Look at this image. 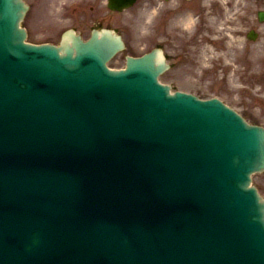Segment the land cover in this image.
Listing matches in <instances>:
<instances>
[{"label": "water", "instance_id": "1", "mask_svg": "<svg viewBox=\"0 0 264 264\" xmlns=\"http://www.w3.org/2000/svg\"><path fill=\"white\" fill-rule=\"evenodd\" d=\"M26 7L0 0V264H264V128L171 94L156 49L108 68L109 30L25 42Z\"/></svg>", "mask_w": 264, "mask_h": 264}, {"label": "rangeland", "instance_id": "2", "mask_svg": "<svg viewBox=\"0 0 264 264\" xmlns=\"http://www.w3.org/2000/svg\"><path fill=\"white\" fill-rule=\"evenodd\" d=\"M25 1L30 4L22 21L27 29V41L58 43L62 31L70 26H76L82 37L87 38L92 27L108 26L116 28L126 44L125 49L108 62L111 67H123L126 55H140L160 43L171 64L160 79L170 84L172 90L191 92L200 97L218 96L239 109L238 101L250 89L253 99L264 94L260 92L264 89V54L260 51L258 59L250 61L251 71H248L245 59L238 60L234 53L240 40L236 34H243L249 19L255 17L258 9H264V0H210L204 6V12L211 14L214 23L201 16L203 9L198 8L196 0H171L169 3L171 8L189 11L188 20L184 17L186 12L155 15L156 12L151 11L154 0H139L124 12H90L89 6L85 12H62L59 0ZM217 13L224 19L217 18ZM172 16L175 22L168 24ZM157 21H160L159 25ZM221 21L225 29L218 23ZM203 27L205 31L200 30ZM225 33H231L233 40L229 37L226 41ZM258 99L252 101L256 113L262 111L259 108L264 105ZM258 118L264 122L261 116ZM254 183L264 195V172L256 174Z\"/></svg>", "mask_w": 264, "mask_h": 264}, {"label": "flooded vegetation", "instance_id": "3", "mask_svg": "<svg viewBox=\"0 0 264 264\" xmlns=\"http://www.w3.org/2000/svg\"><path fill=\"white\" fill-rule=\"evenodd\" d=\"M49 0H44V2ZM154 12H186L184 9L171 8L169 5L171 0H154ZM59 5L61 6L62 12H85L86 6L90 8V12H113L111 9H105V3L102 1L96 2V0H59ZM45 6V3H44ZM47 10V9H46ZM161 19V18H160ZM174 19V17H173ZM157 24H160V21H157ZM80 33V32H79ZM80 35H82L80 33ZM243 36V40L241 41ZM236 37L239 38L237 43V50H234V53L237 55L238 60L244 61L245 64L249 66L248 71H251V66L249 65L250 61L258 59L261 55L260 51L264 54V22L258 20L257 16L252 17L247 22V27L243 34H236ZM254 38V40L250 38ZM234 41V43H236ZM244 58V59H243ZM252 64V63H251ZM262 67V65L260 64ZM252 91V89H250ZM260 92L264 93V89H260ZM262 99H258L260 103H264V94H262ZM255 99V98H254ZM250 92L244 96L243 99L238 101L240 106V112L246 116L250 121L257 122L255 116H253L252 109L256 107L252 104L254 100ZM262 111H259L258 114L261 118L264 119V105L260 107ZM264 124V123H263Z\"/></svg>", "mask_w": 264, "mask_h": 264}, {"label": "bare ground", "instance_id": "4", "mask_svg": "<svg viewBox=\"0 0 264 264\" xmlns=\"http://www.w3.org/2000/svg\"><path fill=\"white\" fill-rule=\"evenodd\" d=\"M203 1L205 2V7H206L208 1H210V0H203ZM202 15H204L205 18L209 19V21L212 22L213 18H212L211 14L209 12H202L201 16ZM212 23H214V22H212Z\"/></svg>", "mask_w": 264, "mask_h": 264}]
</instances>
